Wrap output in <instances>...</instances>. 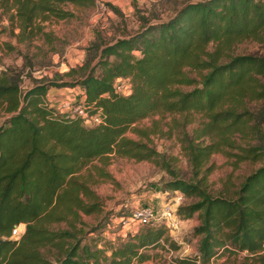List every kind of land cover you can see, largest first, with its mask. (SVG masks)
<instances>
[{
  "label": "trees",
  "instance_id": "trees-1",
  "mask_svg": "<svg viewBox=\"0 0 264 264\" xmlns=\"http://www.w3.org/2000/svg\"><path fill=\"white\" fill-rule=\"evenodd\" d=\"M84 1L0 0V14L16 43L37 35L52 43L42 21L72 17L62 5ZM137 20L135 31L93 45L94 63L70 67L68 81L39 79L22 89L19 71L0 70V264H49L45 255L55 264H139L165 243L177 247L163 224L113 246L101 236L108 218L88 230L96 228L95 240L80 245V216L98 211L90 187L97 181L87 165L96 160V178L108 179L103 166L110 156L151 161L170 176L163 191L196 199L176 208L183 218L197 212L191 233L201 235L195 253L176 264H207L224 251H245L252 264H264V53H232L245 40L264 45V0H185L165 19ZM117 77L128 79V94L112 91ZM69 84L82 88L75 100L88 113L99 112L98 124L85 126L46 97L48 87ZM194 113L200 119L188 134ZM153 114H169L181 128L187 178L149 145L147 134L155 131L134 126ZM215 153L232 157V166L258 163L231 196L206 188V164ZM61 222L66 228L50 227ZM19 223L23 232L10 238Z\"/></svg>",
  "mask_w": 264,
  "mask_h": 264
},
{
  "label": "rangeland",
  "instance_id": "rangeland-1",
  "mask_svg": "<svg viewBox=\"0 0 264 264\" xmlns=\"http://www.w3.org/2000/svg\"><path fill=\"white\" fill-rule=\"evenodd\" d=\"M90 1L87 3L85 0L82 5L72 3L62 5V8L72 13V17L61 20L48 17L42 21L44 31L51 33L54 37L52 43H49L42 35L35 36L30 43H16L14 37L9 33L6 16L0 14V70L7 67L19 71V86L22 89L39 79L56 82L68 81L70 78L63 75L70 69L69 64L75 66L74 63L66 61L65 53H71L68 45L75 43L73 47L82 51L83 56L80 64L85 59H90V63L93 64V53L95 52L93 45L111 41L120 36L122 31H135L139 25L138 16L165 19L185 0H107L106 11L101 15L94 7V0ZM16 31L17 29H14V32ZM5 43L13 48L7 49ZM232 53L234 55L261 54L264 53V45L245 40L237 44ZM135 55L137 56V53ZM189 88L181 87L182 90ZM77 90L82 91V88L79 85L71 86V84L48 87L46 97L53 100L60 112L66 114L67 111L62 107V104L68 99H72L70 94ZM78 94L79 92L75 96L73 95L74 99L78 98ZM192 116L193 122L184 128L188 134L196 126L200 119V113H194ZM1 120L0 112V122ZM134 126L155 131L147 134L149 145L162 156L170 170L184 178L189 176L187 160L180 146L181 128L172 123L171 115L153 114L139 120ZM125 135L132 139H138L133 131H127ZM232 160V157H226L220 153L212 154L209 157L206 165L210 166V171L206 177V188L211 195L231 196L242 179L258 165V163L239 162L236 166H232ZM92 165L99 164L93 160L87 165L91 179L97 181L90 187L97 195L98 211L80 216L81 224L77 225L82 229L77 235L83 236L79 240L80 245L89 244L90 241L95 240L99 235L96 233V228L90 232L88 230L106 218L117 217L121 213L122 205L140 206L146 204L157 207L164 197L173 195L172 192L166 190L168 195L163 196L165 192L163 183L169 180L170 176L164 169L151 161H134L124 157L110 156L106 165L103 166L109 174L108 179L96 178ZM195 200V198L183 196L180 205ZM198 220L197 212L189 218L180 217L177 228L167 230L170 239L175 241L178 246L173 248L165 243L164 249L157 247L151 250V258L139 264H176L174 261L177 259L192 256L201 236H193L191 233L192 228L198 225ZM50 227L54 229L66 228L62 222L52 224ZM146 227L149 226H143L140 229ZM262 250H264V244ZM45 257L49 264H55L51 256L45 255ZM209 260L211 264H252L245 251L232 253L224 251L219 256H210Z\"/></svg>",
  "mask_w": 264,
  "mask_h": 264
},
{
  "label": "built area",
  "instance_id": "built-area-1",
  "mask_svg": "<svg viewBox=\"0 0 264 264\" xmlns=\"http://www.w3.org/2000/svg\"><path fill=\"white\" fill-rule=\"evenodd\" d=\"M106 1H93L95 9L100 15L106 11ZM112 91L123 95L128 94L130 92L128 79L115 78L112 83ZM76 101L74 98L68 99L62 104V107L67 111V116L79 117L85 126L95 125L100 122L99 112L88 113L82 103ZM172 194L169 197H164L157 207L146 204L140 206L122 205L121 213L117 217L108 219L102 229L101 236L114 246L143 226L163 224L167 229H176L180 222V217L176 214V208L181 203L183 195L178 191H173ZM165 195H168L167 191L163 193V196ZM22 232L23 224L13 225L10 230V238L16 240ZM191 264L202 263L196 260ZM207 264H211L210 260Z\"/></svg>",
  "mask_w": 264,
  "mask_h": 264
},
{
  "label": "crops",
  "instance_id": "crops-1",
  "mask_svg": "<svg viewBox=\"0 0 264 264\" xmlns=\"http://www.w3.org/2000/svg\"><path fill=\"white\" fill-rule=\"evenodd\" d=\"M75 43H72L70 45H68L69 49L71 50V53L68 52L69 54L65 53V55L67 56V59L66 61L68 63H74L75 65H79L80 64V61L82 60V56H83V53L82 51L80 50H77L75 49L73 46H74ZM69 51V50H68ZM60 65H63V64H60ZM71 66H74V65H71L69 64V67ZM72 89V88H71ZM49 92V91H48ZM79 92V94L77 95L78 98L81 96L82 94V91L80 90H77V91H73L72 94H70V96H72V99L74 98L73 95L75 96L77 93ZM50 100V99H49ZM51 102L55 105V103L53 102V100H51ZM57 106V105H56Z\"/></svg>",
  "mask_w": 264,
  "mask_h": 264
}]
</instances>
